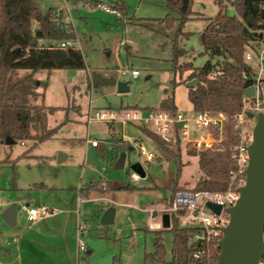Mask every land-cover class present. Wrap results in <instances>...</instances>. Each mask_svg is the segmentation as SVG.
Segmentation results:
<instances>
[{
	"label": "rangeland",
	"instance_id": "1",
	"mask_svg": "<svg viewBox=\"0 0 264 264\" xmlns=\"http://www.w3.org/2000/svg\"><path fill=\"white\" fill-rule=\"evenodd\" d=\"M111 1L114 0H34L41 14L51 10L59 27L75 33L71 39L78 40L85 67L10 70L7 87L29 73L35 80V84L25 83L28 91L13 95L12 101L54 107L44 115V127L54 132L34 145L32 139L4 141L0 143V158H12L18 175L26 172L34 179L48 176L55 180L54 187L74 180L81 187L97 182L99 188L89 192L88 200L79 205L76 230L86 249L71 264H160L149 257L144 261V255L154 250L156 236L160 237L167 263L172 258V233L149 225L158 222L161 226V215L168 208L174 183L176 191L195 185L200 175L198 157L183 144H160L138 122L122 116L126 110L137 109L142 115L143 110L158 107L166 93L172 94L179 111H190L187 85H193L194 79L186 80L189 70H172V39L178 21L165 27L156 19L169 12L167 0H123L125 11L114 7L119 16L96 7L97 2L109 5ZM217 1L222 2L226 14L237 15L229 0H192L191 13L176 34L177 46L184 50L175 59L177 65L191 62L200 67L208 58L213 62L219 59L204 53L201 43V31L208 18L215 15ZM171 14L176 17L175 12ZM262 34L264 41V31ZM62 40L65 39L57 44ZM132 68L138 75H130ZM122 69L127 71L121 74ZM90 74L93 80L110 79L111 83L90 88ZM172 79L176 82L172 83ZM119 80L128 82V91L117 92ZM100 109L112 111L114 119L87 121L89 110ZM91 139L96 141L95 146L90 145ZM140 145L144 152L154 154L152 159H146ZM25 151L24 156H18ZM122 151L126 155L123 168H115V155ZM12 162L6 165L10 172ZM135 162L143 168V177L131 167ZM134 172L139 175L137 180L131 178ZM38 184L26 190L5 191L4 195L34 196L40 188ZM108 210L109 221L104 222ZM18 214L24 216V211L20 209Z\"/></svg>",
	"mask_w": 264,
	"mask_h": 264
},
{
	"label": "trees",
	"instance_id": "2",
	"mask_svg": "<svg viewBox=\"0 0 264 264\" xmlns=\"http://www.w3.org/2000/svg\"><path fill=\"white\" fill-rule=\"evenodd\" d=\"M237 11V15L226 14L221 1H217L218 9L213 17H209L201 31L203 52L208 56H217L216 62L206 59L200 67L192 66L191 62L176 64V57L184 50L177 46L176 34L181 30L183 20L189 17L192 0H167L169 12L159 23L170 27L174 20L178 21L175 36L172 39L173 64L172 70L182 72L189 70L186 80L194 79L193 85H187V97L194 111L222 112L225 115L224 140L222 147L214 150L196 151L200 175L194 189L223 190L228 182V173L232 167L228 147L235 142L232 120L242 106L243 89L251 84V67L244 61L246 48H254L262 41L264 31V0H229ZM123 0H114L110 6L125 10ZM176 13L173 17L171 13ZM74 38L71 30H63L51 16V10L41 14L34 0H0V143L9 137L12 142L32 139L34 143L51 136L53 128L44 127V115L54 107L45 104L14 103L13 95H21L28 91L25 83H34L29 73L20 80L6 86L9 72L15 68H27L31 71L56 67L83 68L85 62L79 48H64L66 56L55 64L51 51L57 47L60 39ZM40 40V42H39ZM92 79V80H91ZM92 86L111 83L110 79L93 80ZM113 80V79H112ZM172 79V83H175ZM158 108L176 110L172 94H165ZM143 131L154 140L165 145L157 136L142 127ZM97 182L88 187H94ZM176 183L171 188L170 197ZM185 190V189H183ZM166 229V228H164ZM172 233L171 261L163 259V245L160 237L153 240L154 250L144 255V261L154 258L160 264H190L193 262L189 243L191 228L180 227L177 218L170 217ZM214 259L216 252H212Z\"/></svg>",
	"mask_w": 264,
	"mask_h": 264
},
{
	"label": "built area",
	"instance_id": "3",
	"mask_svg": "<svg viewBox=\"0 0 264 264\" xmlns=\"http://www.w3.org/2000/svg\"><path fill=\"white\" fill-rule=\"evenodd\" d=\"M96 7L103 11L119 16L118 10L110 5L97 2ZM78 40L65 39L58 43L57 47H78ZM244 61L251 67V84L253 94L243 93L242 106L232 120L235 142L228 147L229 158L232 167L228 173V182L223 190L210 189H185L176 191L170 197L168 208L165 212L175 216L180 227L191 228L189 243L193 245L191 256L193 262L190 264H216L213 253H219V241L222 237L221 228L228 220L229 214L226 208L232 206L238 196V188L245 183L246 168L248 164V146L252 141V128L258 112L264 114V41H258L254 48H246L243 53ZM127 70L122 69L124 74ZM131 76L138 74L137 69H130ZM91 81V80H90ZM247 86V87H248ZM92 88V84L91 87ZM252 112L253 116L248 117L247 112ZM123 119L131 122H138L148 131L157 136L166 145H185L186 148L200 150H214L222 147L225 134L223 126L225 115L222 112L194 111L185 112L170 111L163 108H147L138 114L137 109L124 111ZM112 120V111L104 109L89 110L87 121L91 120ZM89 141V140H88ZM90 145L95 146L96 141L90 140ZM141 153L150 160L154 154L151 151L144 152L140 145ZM131 178H139L138 173H132ZM207 202L218 204L219 212H215L206 205ZM26 218L33 221L46 214L51 213V209L46 205H33L25 207ZM80 230V226H79ZM262 238L264 241V222ZM77 249L84 251L85 243L78 240ZM257 264H264V255Z\"/></svg>",
	"mask_w": 264,
	"mask_h": 264
},
{
	"label": "crops",
	"instance_id": "4",
	"mask_svg": "<svg viewBox=\"0 0 264 264\" xmlns=\"http://www.w3.org/2000/svg\"><path fill=\"white\" fill-rule=\"evenodd\" d=\"M124 21L130 22V20ZM25 154L26 151L18 156ZM12 161L13 159L9 156L0 158V214L8 205L20 204L24 216L16 212L15 223L12 226H8L0 216V264H71V261L77 262L80 252L77 249L79 233L76 230L79 224V205L83 200H88L86 197L89 192L99 187L97 185L92 188L88 187L92 182L81 187L80 183H76L75 180L69 184L54 187L53 181L55 180H51L46 175H40L37 179L29 178L26 172L18 175ZM11 162L13 164L10 172L6 165ZM35 182L39 183L40 188L34 196L19 193H14L17 194L15 197L4 195L5 191L26 190V187L34 185ZM53 189L60 192L48 194V191ZM41 204L48 206L51 213L33 221L28 220L25 207ZM149 226L151 228L161 227L158 222L151 223Z\"/></svg>",
	"mask_w": 264,
	"mask_h": 264
},
{
	"label": "water",
	"instance_id": "5",
	"mask_svg": "<svg viewBox=\"0 0 264 264\" xmlns=\"http://www.w3.org/2000/svg\"><path fill=\"white\" fill-rule=\"evenodd\" d=\"M51 57L55 64L66 56L65 50L56 47L51 51ZM117 92L128 91V82L119 80L116 82ZM247 95L253 94L252 86L243 89ZM248 117H252V112H247ZM7 143H12L8 137ZM125 152H120L117 156L115 168H123L125 162ZM248 164L246 168L245 183L238 188L239 196L236 202L226 208L229 214L227 224L221 228L222 237L218 243L219 253L216 264H257L264 255V241L262 238L264 222V114L258 112L252 128V141L248 146ZM131 167L140 176H144V171L138 162ZM206 205L215 212H219L220 206L211 202ZM21 209L20 204L8 205L0 214L3 221L12 226L15 223V214ZM110 210L105 214L104 222H108ZM170 226L169 214L161 215V227Z\"/></svg>",
	"mask_w": 264,
	"mask_h": 264
}]
</instances>
